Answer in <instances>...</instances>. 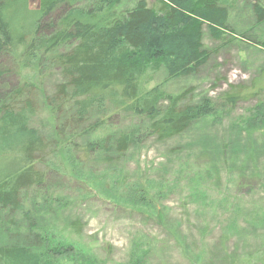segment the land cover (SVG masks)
<instances>
[{
	"label": "trees",
	"instance_id": "trees-1",
	"mask_svg": "<svg viewBox=\"0 0 264 264\" xmlns=\"http://www.w3.org/2000/svg\"><path fill=\"white\" fill-rule=\"evenodd\" d=\"M128 1L0 0V65L8 56L30 68L50 60L61 79L43 100L56 122L55 140L42 132L40 86L23 83L0 99V264H165L170 246L189 264H264V205L253 207L250 220L241 217L246 207L241 191L264 190V131L255 142L253 129L243 123L236 137L244 133L251 141L240 146L231 140L229 146L200 152L217 155L219 164L180 161L170 183L151 180L150 168L136 179L126 170L130 156L140 154L146 141L176 140L216 119L218 102L231 108L249 95L263 97L248 121L264 120V66L248 93L244 86L230 85L217 102L208 97L191 102L188 90L174 94L153 84L163 71L168 80H179L196 76L210 62L205 28L215 42L249 40L263 52L264 31L231 27L236 0H137L126 8ZM31 2L37 7L31 9ZM252 16L255 28L264 27L262 4L253 3ZM5 73L0 67V79ZM124 117L131 126L116 123ZM61 145L74 148L76 161L105 168L111 186L99 189V197L155 222L165 238H135L128 259L112 262L73 239L83 236L81 219L69 217L57 231L42 207L52 202L57 208L49 209L63 215L65 205L44 192L50 174L40 166ZM226 164L228 185L237 191L219 193L215 214L230 217L221 226L220 241L209 246L208 232L220 226L204 225L199 237L187 236L182 222L170 221L171 209L161 200L178 185H189L188 177L196 179L188 187L190 195L204 199L208 192L202 182L222 180L224 169L218 167ZM233 240L237 245L229 247ZM111 249L104 248L107 254Z\"/></svg>",
	"mask_w": 264,
	"mask_h": 264
},
{
	"label": "rangeland",
	"instance_id": "rangeland-1",
	"mask_svg": "<svg viewBox=\"0 0 264 264\" xmlns=\"http://www.w3.org/2000/svg\"><path fill=\"white\" fill-rule=\"evenodd\" d=\"M137 0H129L126 8L132 7ZM150 4L154 0H148ZM258 2L264 6V0H236L235 7L231 10L229 24L237 31L258 32L264 27L255 28V21L252 16V6ZM37 3L31 2L30 8H36ZM247 41V42H246ZM241 42L238 39L227 38L224 42H215L205 28L204 45L213 51L210 62L203 67L200 72L193 77L179 80H168L163 71L156 75L154 83L161 86L169 93L180 94L188 90V101H199L206 97L219 100L222 93L229 90L230 85L244 86L245 92L250 91L252 81L258 76L259 70L264 66V52L255 47L252 42L246 40ZM43 60V59H42ZM0 67L6 73L0 79V99L4 98L13 87L23 83H31L40 86V97L42 102L41 126L44 135L51 140H55V119L50 112V108L44 104L43 100L54 92L55 86L61 81L58 70L51 61H41L33 67H24L14 56L6 57ZM263 97L249 95L246 100H241L234 107H223L218 102L217 118L203 122L196 129L190 130L182 137L166 143H159L153 139L146 141L140 154L131 155L127 163L126 170L130 178L136 179L140 171L146 172L150 168L148 177L152 180L170 183L175 178V173L179 168L180 161H192V166L198 161L202 165H213L221 163L217 155L210 157L201 156L203 150H215L224 145H230L231 140L244 146L251 138L242 134L237 136V127L244 123L248 129H253L255 142H259L260 134L264 131V120L258 119L249 122L251 111ZM187 101V102H188ZM244 119V122L242 121ZM242 121V123H241ZM116 123L123 128L132 125L127 119L120 118ZM248 123V124H246ZM241 124V125H239ZM75 150L68 146H60L53 153L48 161L40 168L48 169L49 182L44 192L52 198H60L65 205L63 215L56 214L53 210L57 204L49 202L45 204L44 214H50L57 231H63L66 219L69 217L79 218L84 223V232L81 239L73 238L80 244L90 245L94 253L99 257H108L112 262H124L128 259L130 246L135 238L143 235L164 239V231L153 221H146L141 215L135 212L115 207L99 197L98 190H104L105 186L110 187V180L104 171V167L94 165H84L76 161L73 155ZM243 152L237 158L242 157ZM264 160V156H262ZM229 165H220L224 169L221 173L222 180H209L207 177L202 184L206 190L204 199H195L189 190L191 183L196 179L188 177L191 182L184 187L173 189L164 197L163 204L170 207L169 216L171 222H182V232L187 236L199 237L204 225L213 224L220 226L217 230L209 231L207 238L210 246L220 241L222 235V225L230 216L215 214V209L220 208L217 200L222 197L219 193L235 194L236 188L229 186ZM164 167V168H162ZM165 173L160 172L161 169ZM153 170V171H152ZM138 174V175H137ZM228 174V175H227ZM96 188V189H94ZM214 190V192L210 191ZM170 191V190H169ZM168 192V191H167ZM165 192V194L167 193ZM244 195L246 207L243 208L241 217L250 220L251 210L258 205H264V190L258 188L254 191H241ZM218 205V206H217ZM51 210V211H50ZM48 211V213H46ZM50 212V213H49ZM52 212V213H51ZM55 212V213H53ZM52 214V215H51ZM67 217V218H66ZM52 220H50L52 222ZM2 235L0 234V238ZM169 238V237H168ZM1 240V239H0ZM236 240L228 243L229 247H235ZM110 245L111 252L106 253L104 248ZM175 246L167 249V254L162 258L165 264H189L178 254ZM218 257L221 256L217 255ZM217 263L213 261L212 264Z\"/></svg>",
	"mask_w": 264,
	"mask_h": 264
}]
</instances>
